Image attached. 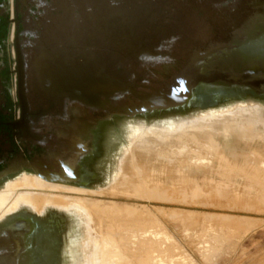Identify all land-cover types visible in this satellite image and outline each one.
I'll return each instance as SVG.
<instances>
[{
  "label": "flooded vegetation",
  "instance_id": "af4514ba",
  "mask_svg": "<svg viewBox=\"0 0 264 264\" xmlns=\"http://www.w3.org/2000/svg\"><path fill=\"white\" fill-rule=\"evenodd\" d=\"M51 1L39 0L35 5L32 0H0V51L12 45L15 52L0 53V183L32 173L50 185L91 189L87 186L100 174L86 163L95 152L98 123L115 114L132 116L158 107L187 106L193 97L194 84L188 82L191 74L200 75L202 82L223 81L264 96V0H241L232 39L195 43L182 67H178L177 54L164 53L157 44L156 34L170 28L162 18L149 13L145 17V12L142 17L133 16L120 9L101 14L77 31L74 21H62L63 13L57 8L48 9ZM53 15L56 22L51 23ZM12 24L14 34L10 37ZM50 25L51 30H46ZM141 28L146 29L141 32ZM147 28L152 31L150 37L144 34ZM125 32L133 37L125 40ZM242 48L246 64L232 70L220 68L222 54L227 58L231 52L241 53ZM163 56L170 57L165 69H177L171 81L162 80L156 86L134 78L135 71L124 70L126 58L154 60ZM207 63L212 66L206 71ZM198 64L200 68L194 67ZM78 77L87 82L93 78L111 81L128 90L108 93L101 88L87 100L76 93ZM176 90L183 97L167 106L149 107V102L142 101V97L157 101ZM181 115L185 116L142 119L127 128L128 134L140 124L171 125ZM1 212L0 264H56L62 240L59 215L67 217V222L78 221L56 207L38 211L24 203ZM78 239L75 224L74 230L66 233L71 259Z\"/></svg>",
  "mask_w": 264,
  "mask_h": 264
},
{
  "label": "rangeland",
  "instance_id": "374dc122",
  "mask_svg": "<svg viewBox=\"0 0 264 264\" xmlns=\"http://www.w3.org/2000/svg\"><path fill=\"white\" fill-rule=\"evenodd\" d=\"M38 1L32 0L35 5H38ZM52 7L57 8V11L63 13L61 15L62 21H69V19L72 22L74 21L73 24H75L77 31H81L82 28L87 27L88 21L100 17L101 14H110L120 9L133 16L140 15L139 17H142L141 14L145 12L143 14L145 17L149 13L152 17L162 18L170 28L164 29L160 35L156 34L157 39H159H156L157 44L162 46L160 51H169L177 54L180 58L178 67H182L189 59L195 43L207 44L220 38L229 39L231 37L232 39L231 33L237 25L238 15L241 9V0H52L48 9H53ZM153 7L156 10H153ZM12 8L13 6L11 5V11ZM161 12L165 15L161 14ZM52 18L51 23L53 21L56 22L55 15ZM49 29L51 30V25L47 26L46 30ZM145 29L141 28V32ZM45 33L44 35H47ZM13 34L14 24H12L9 36L13 37ZM144 34L150 37L152 31L147 28ZM2 48L3 51L1 50L0 53L5 52L9 55L15 53L12 45H6ZM244 55L245 48H242L241 53L237 52L233 54L231 52L227 54V58H225L226 55L222 54V59L220 57L218 58L221 60V62L219 61L220 68L225 70L238 69L247 62ZM233 56L236 58L235 61L233 60ZM169 61V56H163L161 59L154 60L149 58L138 60L129 57L126 58L123 65L125 71L136 72L134 78L144 79V83L149 82L156 85V82L162 80L171 81L173 79V74L177 69L171 68L170 71L165 69L164 65ZM197 66L200 68L199 64L194 67ZM210 66L207 63L204 70L211 69ZM154 70H156L155 74H153ZM201 80L200 75L191 74L188 82L194 84L192 94L193 97L198 98L191 104L187 103V106H181L180 109L175 106L170 108L158 107L154 108V110L132 116L115 114L107 120L98 123L95 152L93 157L86 163L92 171L99 172L100 174L99 177L93 179L90 185L87 186L92 191L83 188L85 186H78L76 188L66 187L62 190L53 189V186H44L36 192L58 195L64 198L74 197L81 200H91L92 202L102 200L108 206L116 203L124 208L126 214L125 212L123 214L128 215V218L122 214L123 220L129 224L134 222L135 225L138 224L135 222L141 221L144 224L142 226H145V223L147 224V220L149 219L147 225L149 228L147 226L141 227V222H139V226L141 227L139 229L144 230L148 228V230L155 232V235L157 232L159 233L153 236L152 243L151 239L149 241L145 240L147 238H144L142 236L143 233H141L143 231H140L141 235L139 233V238L130 239L131 241L137 240L139 244L137 246L139 247L134 249V253L128 250L130 252H127L130 254L129 256L135 254L134 257H136L138 254H142L144 257H149L151 254L146 255V250L162 244V250L167 249L165 252H162L164 255L156 252L154 256L155 254L160 255L161 259L167 254L163 258L165 261L167 259L169 260L166 261L167 264H171V262L172 264H187L188 262V264H264V115L262 114L264 113V96L234 84L229 86L223 81L213 83L202 82ZM246 99L260 102L262 106H260L259 110L261 113H259V120H252V123L250 120L246 121L249 116L247 113H238L234 110L237 105H243ZM231 101L232 129L233 127L237 129L234 128L232 134H226L224 133L225 131L222 132V138L217 139L221 135L217 136L212 140L214 141L212 144L211 142L208 143L205 141L206 144L208 143V146L204 145L205 148L203 147L206 152L204 154L205 156L202 155V160L204 158L203 163L199 160V163H202V169H200L199 163L196 169H194L196 164L193 168L189 166L184 170L186 174H181L184 171L176 174L177 176L181 174L180 178H184V180H175V183L168 180L167 185H162L163 187L152 186L151 188H155L154 193L156 192V188L160 190L154 194L156 195L154 198H139V192L144 191V188H134V190L137 189L136 191L126 188L128 192H122L118 189L117 191H112L115 195L110 193L111 191L102 195L95 192L107 187L110 184L108 183V179L110 178L112 180L115 172L120 171L123 161L125 162L127 158L125 147L127 148L130 143L128 142L130 139L128 127L140 123L142 119L150 121L151 119L160 118L165 114L191 109L197 110L202 107L198 111L185 114V116L181 115L171 125H160L158 127L178 129L177 125L181 126L185 123L198 124L209 117L224 112L229 107ZM171 108L174 109L170 110ZM225 114L227 115L228 113L226 112ZM240 114H244L245 116H240ZM237 115L240 116L238 117L240 120L238 118L237 120L235 119ZM239 121L242 122V125ZM233 122L237 126H233ZM240 127L245 129L242 130ZM245 130H248V134L244 133ZM246 142L248 143L246 144ZM215 143L220 148L217 149L216 146L214 147L213 144ZM214 148H216V151ZM254 151L258 153H255V156L252 155ZM157 160L163 161L165 158L158 157ZM213 160L214 163L211 162ZM240 163L243 164V167L238 169L242 166ZM227 164L230 165L228 166ZM223 165L225 166L221 167ZM233 165L239 167L235 168ZM24 175L35 174L22 173L11 176L9 179L0 183V191L4 190L8 184L17 182ZM166 189H170L171 191ZM132 190L137 194L131 192ZM21 192H23V188H16L11 198L6 200V203L0 204V211H9L16 204L18 195ZM29 192L34 191L30 190ZM120 192L123 194L121 193L119 195ZM149 192L151 194L150 189ZM128 193L133 194V197ZM151 195H153V192ZM130 206L131 209L135 207L137 209L132 210L134 211L132 213ZM29 211L36 212L33 209ZM136 211L140 213V216H138L139 214ZM146 212L152 214V216L148 213L146 215ZM134 213L137 215H133ZM124 216L128 219H126L127 221ZM76 217L77 222L74 220L67 222V217L59 215L62 240L60 251L55 260L56 264H70V260L71 264H82L83 255L80 250L82 244L79 243V240L75 242V257L71 259L69 253H67L66 233L70 230L73 231L76 224V234L79 236V239L80 234H83L84 220L80 216ZM140 217L141 220H138ZM155 217L158 218L156 219L158 221L154 220ZM151 222L152 224L149 225ZM153 224L155 226H152ZM101 230L102 232L104 231L103 228ZM125 234L127 235V233ZM141 236L145 242L143 239L140 242ZM150 244L153 245L151 246ZM169 247L170 249H168ZM175 248L176 250H174ZM127 253H124L126 258L128 257ZM178 258L181 260L177 261ZM127 259H130V257Z\"/></svg>",
  "mask_w": 264,
  "mask_h": 264
},
{
  "label": "bare ground",
  "instance_id": "6f19581e",
  "mask_svg": "<svg viewBox=\"0 0 264 264\" xmlns=\"http://www.w3.org/2000/svg\"><path fill=\"white\" fill-rule=\"evenodd\" d=\"M196 98H198V97H192V99L188 100L187 103H190V104L193 103L196 100ZM260 106H261L260 102H257V101L252 100V99H246L245 102L243 103V105H240V106L237 105L234 108V110L238 113H242V112L244 114L247 113L249 116H248V120H246V121L250 120L252 123V120L253 121L259 120V117H260L259 115L261 114L259 112ZM200 108H202V107H200ZM200 108H198L197 110L191 109V110H187V111H179V112H175V113L165 114L162 117L168 116V115H178V114L180 115V114L195 112V111H198ZM226 112L228 114L224 115V113H226ZM262 114L264 115V113H262ZM243 115L240 114V116H243ZM240 116L237 115L235 119L237 120V118ZM155 119H159V118H155ZM241 120H242V118H241ZM234 122H236V121H234ZM234 122H233V126H237V125H234ZM239 123L242 125L241 121H239ZM212 125H214V126H212ZM177 126H178V129H176V128L168 129V128H159L156 125H154V126H147V125H143V124L138 125L137 128L135 129V131H133L132 134L130 135V139L128 141V142H130L129 146L127 148L125 147L127 158H126L125 162L122 160L123 163H122L121 169L119 168L120 171L115 172L113 180L110 182V184L107 187H105L103 190L101 189V191H95V192L96 193L98 192L99 194L102 195V194L107 193L109 191H111L110 193H113L112 191H117L118 189H119V191L125 192V191H127L126 188L128 190H131V189L134 190V188H139V189L144 188L143 190L144 191L146 190V192L144 193V191H141V192H139L138 196H139V198L144 197L146 199L147 198L149 199L152 197L154 198L156 196L154 194L159 190L158 188H156V192L154 193L155 188L154 189L151 188L152 186L153 187H155V186L158 187V186H162V185L166 186L168 180H171L173 182L175 180H179V181H181V179L184 180V178H180V176H181V174H186L184 171L185 168H188L189 166H192V168H193L196 164V167L194 168V169H196L199 166L198 163L200 161H202V163H203L204 158L202 160V155L205 156L204 154H206V152L204 150V148H205L204 145L208 146V143H210V142L212 144L214 142L212 140H214V138H216L217 136L221 135L222 132H224V131H225L224 133H226V134H232L233 129L236 128V127H233V129H232V101L230 102L229 107L224 110V112H222V113L220 112L219 114H217L215 116L209 117L206 120L199 122L198 124H192V123L186 124L185 123V124H182L181 126L180 125H177ZM244 129L245 128H243L242 130H244ZM247 131L248 130H245L244 133L246 134ZM254 132H256V131H254ZM263 132H264V130H263ZM233 135L236 136L235 134H233ZM241 135H243V133H241ZM220 138H222V135L217 139H220ZM209 139H211V140L208 141ZM260 140H262V139H260ZM205 141H207L208 143L206 144ZM216 143L213 144L214 147L216 146ZM247 143L248 142H246V144ZM217 146H218V143H217ZM217 146H216L217 149L220 148ZM216 148H214L215 151H216ZM208 149H209V147H208ZM253 153H252V155L255 156L256 155L255 153H257V152L254 151ZM250 155H251V152H250ZM158 157H163V158H165V160L158 161L157 160ZM211 162L214 163V160ZM201 164H200V169H202ZM241 165L242 166H240V168H238L239 166L238 167H235L234 165L233 166L235 168L241 169V167H243V164H241ZM224 166L225 165H223L221 167H224ZM236 166H237V164H236ZM245 166H248V165H245ZM244 168H246V167H244ZM182 171H184V173H181L178 176L176 175L178 172H182ZM195 178H197V177H195ZM195 178H193V179H195ZM44 186H53L52 188L57 189V190L63 189V187L50 185L48 183H45L44 181L39 179L37 176L24 175L20 180H18L17 182H14V183L12 182L11 184H8V186L5 187L4 190L0 191V204L6 203L7 202L6 200L10 199L11 196L14 194V190H16V188L20 187V188H23V192H21L18 195V198L16 200V204L13 205V207H11L9 210H12V209L16 208L19 204L24 203V204L32 205L38 211H43L49 207H56V208L60 209L61 213H65V214L70 215V216H75L76 220H77L76 216L82 217L84 220V225H83V229H82L83 231L81 230L83 232V234H80V239H78L79 243L82 244L81 248H80L81 253L83 255L82 264H165V263L167 264L166 261L168 259L166 261L163 259V258H165V256L167 254L161 259H160V255L155 254V256H154V253H156V252H158L160 254V253L165 252L167 250V249L164 251L162 250L163 245L161 243H159L161 245L158 244L159 246L156 245L155 247H151L150 250H146L147 252H145V250H144L146 255L151 254V256H149V257H144L142 254L141 255L138 254L136 257H134L135 254L134 255L132 254L133 255V257H132V255L129 256L130 254H128L131 251H132L131 253H134V251H135L134 249L136 247H139V246H137V244H138L137 240L131 241L130 239L133 240V238H135V239L139 238L141 233H143L142 236H144V238H147L145 240L149 241V239H151V242L153 241L152 238H154L153 236L155 235V232L148 230L149 226H147V225H148L149 219L147 220V224L145 223V226H142L144 224H142V222L139 221V222H141V224H140L141 227H146V226L148 227V228L144 229L145 231L140 230L141 227L139 226V222H135V223H138L135 225H134V222L130 223V224L127 222H124L123 216H122V214L125 212L124 208L122 206L117 205L116 203L112 204L111 206H108V205L104 204L102 200H99V202H96V201L92 202L91 200H89V201L81 200V199H76L74 197L64 198V197H60L58 195L36 192L38 189H40ZM149 189L151 191V194L153 192L154 196L150 194ZM151 189H153V190H151ZM30 190L31 191L33 190L34 192H29ZM88 190L92 191V189H88ZM133 190L131 192H133L134 194H137L134 192L137 189L134 191ZM166 190H168V189H166ZM168 191H171V190L169 189ZM122 192H120L119 195ZM161 192H164V191H161ZM165 193H167V192H165ZM113 194L115 195V193H113ZM116 194L118 195V193H116ZM128 194H130V196L133 195L131 193H128ZM128 194H127V196H128ZM166 195H168V193ZM170 199H171V197H170ZM168 200H169V197H168ZM128 208H129V206H128ZM135 208L131 209V206H130V210L132 213L134 212L132 210H135ZM144 211H145V209H144ZM136 212H138V211H136ZM147 213L148 212H146V215H147ZM125 214H126V212H125ZM125 214H123V215H125ZM138 214H139L138 216H140L139 212H138ZM133 215H137V214L134 213ZM133 215H132V217H133ZM149 215L152 216V214H149ZM125 216L128 218V215H125ZM125 216H124V218H125ZM141 216H143V215H141ZM127 218H125V220ZM156 219H158V218L155 217L154 220H156ZM138 220H141V217ZM142 221H143V219H142ZM156 221H158V220H156ZM156 221H153V222H156ZM151 224H152V222L149 225H151ZM152 226H155V225L153 224ZM139 227H140V229H139ZM101 228H103V230H104L103 232H102ZM150 228H151V226H150ZM140 231H143V232L140 233ZM154 231H155V229H154ZM124 232L127 233V235ZM139 233H140V235H139ZM158 233L159 232H157L156 235ZM124 238H126V239L128 238L129 240L127 239V241H126V239H124ZM144 238L143 237L140 238L141 239L140 242H142V239L145 242ZM148 241H147V243H148ZM124 242H125V245H124ZM154 242H156V241H154ZM126 243H128V244H126ZM126 247H127V249H126ZM168 249H170V247ZM125 250H127V251H125ZM128 250H130V252H128ZM174 250H176V248ZM125 252L126 253L128 252L127 254H128V257H130V259H127L128 257L126 258L124 256ZM145 253H144V255H145ZM171 253H172V251H171ZM174 255H176V254H174ZM183 256H185V255H183ZM169 258H171V257H169ZM181 258H183V257L181 256ZM179 260H181V259L178 258L177 261H179ZM182 263H184V262H182ZM171 264H172V262H171Z\"/></svg>",
  "mask_w": 264,
  "mask_h": 264
},
{
  "label": "water",
  "instance_id": "95a60500",
  "mask_svg": "<svg viewBox=\"0 0 264 264\" xmlns=\"http://www.w3.org/2000/svg\"><path fill=\"white\" fill-rule=\"evenodd\" d=\"M122 36L125 38V40L133 37L131 35H128V33H126V32ZM101 88H103V90L105 92L108 91V93H112V92L118 91V90H122V91L128 90L122 86L117 87V84H115L114 82L112 83L111 81L102 83V82L98 81L97 79L93 78L91 81L87 82V80L85 78H82V79L79 77L77 78L76 93L81 98H85L87 100H89V99L92 100L93 94ZM182 95H183L182 92H180L179 90H176L173 93L172 92L168 93L167 96H164L161 99H157V101L151 97H142V101L144 103L149 102L148 105H146L149 107L154 106L155 104H157V105L160 104V106H167V104H173L176 100H180Z\"/></svg>",
  "mask_w": 264,
  "mask_h": 264
}]
</instances>
